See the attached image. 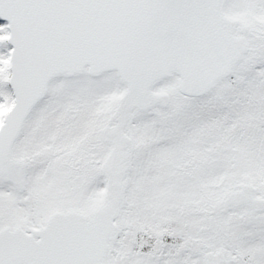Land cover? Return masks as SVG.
<instances>
[{"label": "snow or ice", "instance_id": "obj_1", "mask_svg": "<svg viewBox=\"0 0 264 264\" xmlns=\"http://www.w3.org/2000/svg\"><path fill=\"white\" fill-rule=\"evenodd\" d=\"M0 264H264V0H0Z\"/></svg>", "mask_w": 264, "mask_h": 264}]
</instances>
